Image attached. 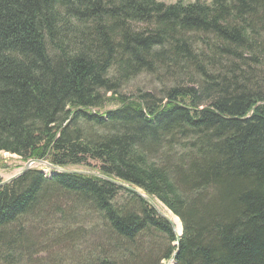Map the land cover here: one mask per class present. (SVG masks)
Segmentation results:
<instances>
[{
	"label": "trees",
	"instance_id": "obj_1",
	"mask_svg": "<svg viewBox=\"0 0 264 264\" xmlns=\"http://www.w3.org/2000/svg\"><path fill=\"white\" fill-rule=\"evenodd\" d=\"M0 153L94 162L182 228L126 189L32 168L0 186L2 258L50 209L96 221L90 264H264V0H0Z\"/></svg>",
	"mask_w": 264,
	"mask_h": 264
},
{
	"label": "rangeland",
	"instance_id": "obj_2",
	"mask_svg": "<svg viewBox=\"0 0 264 264\" xmlns=\"http://www.w3.org/2000/svg\"><path fill=\"white\" fill-rule=\"evenodd\" d=\"M165 4H174L178 0H157ZM201 2L209 3L211 0H200ZM194 0H183V3H192ZM150 87V83L145 77H139L129 85H127L121 92L123 94H130L137 89L146 90ZM115 108L113 105H107L104 110ZM25 162L21 161L17 156L8 153H0V182H3L10 177L18 174L25 166ZM91 166H78L70 167L68 171L79 172H94V167L97 166L94 162H89ZM34 168L43 170L45 167L42 165H33ZM63 210H67L68 202H59ZM157 209L167 214L168 218L171 214L161 204L157 203ZM83 211H78L70 223L62 225L61 217L72 216L66 213L62 216L58 211H51L47 209L43 220L34 221L29 219L26 222V233L32 238L33 246L23 251H12L10 258L9 255L2 258L0 256V264H90L93 261L92 255L94 253V244L98 239V233L94 231L96 221L91 220L88 215H84ZM174 216V215H173ZM175 217V216H174ZM177 218V217H176ZM178 219V218H177ZM66 220V219H65ZM170 220V219H169ZM171 222V221H170ZM173 223L172 226L176 233L180 229ZM176 243L171 244L175 246ZM7 258V259H6ZM8 261V262H7ZM169 261V260H168ZM167 260H162L160 264H168ZM174 264V260L172 263Z\"/></svg>",
	"mask_w": 264,
	"mask_h": 264
},
{
	"label": "water",
	"instance_id": "obj_3",
	"mask_svg": "<svg viewBox=\"0 0 264 264\" xmlns=\"http://www.w3.org/2000/svg\"><path fill=\"white\" fill-rule=\"evenodd\" d=\"M37 164L42 165L45 168L51 169L52 171H55L56 173H66V174L77 173V172H74V171L60 170L58 168H54L50 164H48L47 162L42 161V160H29L28 162H26L24 168L18 174H16L13 177H10L9 179L1 182L0 183V186H3V185H6V184L10 183L11 181L15 180L16 178H18L19 176H21L23 173H25L27 170L34 168L33 165H37ZM78 173L84 174V175H88L90 177L98 178V179L103 180L105 182H108V183H111L113 185H116L117 187H121L123 189H126V190L132 192V193L137 194L139 197H141L142 199H144L149 205H151L152 208L156 210V212L159 214V216L161 218H163L167 223H169V225L173 229V233L175 234V236L177 238L181 235V234L178 235L176 233L175 229L172 226V223L169 221L168 215L166 213L165 214L161 213L157 209L156 202L153 199H151L149 196L142 194L139 190H137V189L129 186L128 184L122 183V182H120V181H118L116 179H112V178L106 177V176H104V175H102V174H100L98 172H88V171H86V172H78ZM168 214H170V213H168ZM176 246H178V241L176 242ZM176 253H177V251L173 254L172 258L168 261V264H170V263L173 262Z\"/></svg>",
	"mask_w": 264,
	"mask_h": 264
},
{
	"label": "bare ground",
	"instance_id": "obj_4",
	"mask_svg": "<svg viewBox=\"0 0 264 264\" xmlns=\"http://www.w3.org/2000/svg\"><path fill=\"white\" fill-rule=\"evenodd\" d=\"M169 221H171V223H173L176 227L180 228V224H179V220L174 217L172 214L169 217ZM177 233H180V229L177 231Z\"/></svg>",
	"mask_w": 264,
	"mask_h": 264
}]
</instances>
